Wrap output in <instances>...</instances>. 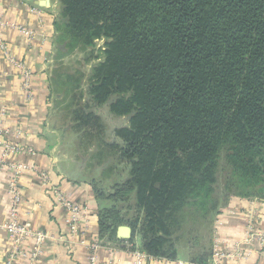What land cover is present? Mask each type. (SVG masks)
<instances>
[{
    "label": "trees",
    "instance_id": "1",
    "mask_svg": "<svg viewBox=\"0 0 264 264\" xmlns=\"http://www.w3.org/2000/svg\"><path fill=\"white\" fill-rule=\"evenodd\" d=\"M60 19L67 37L59 54L109 39L88 76L89 103L116 95L112 113L130 115L108 142L99 114L82 93L73 97L75 125L130 166L109 198L134 194L144 215L142 223L117 221L100 208L101 236L115 240L127 224L141 234V250L177 259L175 234L188 216L219 212L221 157L228 191L264 199V0H61ZM78 79L67 75L61 84L75 93ZM210 241L193 262L208 263Z\"/></svg>",
    "mask_w": 264,
    "mask_h": 264
},
{
    "label": "crops",
    "instance_id": "2",
    "mask_svg": "<svg viewBox=\"0 0 264 264\" xmlns=\"http://www.w3.org/2000/svg\"><path fill=\"white\" fill-rule=\"evenodd\" d=\"M48 0H0V14L9 19L23 23L36 32V37L29 40L17 30L1 28L0 37L8 43L10 54L23 63L31 72V98L27 97L22 71L12 64L0 51V112L4 114L5 126L10 132L7 137L17 143L30 146L35 155L24 156L50 175L54 185L61 188L71 199L88 208L86 230L75 239H70L66 223V211L58 205L51 192L43 185L36 174L26 173L19 181L22 192L20 205L21 222H29L34 229L47 231L50 239L44 244L43 252L35 264H89L91 250L87 243L101 244L98 255L100 261L112 258L120 264H133L134 255L131 249H141L142 239H108L99 232V203L95 189L89 179L82 174V166L70 151H60L63 146L61 129L53 121L57 109V100L61 94L51 89L52 63L55 54V19L56 6ZM37 7L39 14L31 12ZM55 7V8H54ZM56 94V95H55ZM60 103V102H59ZM61 108V107H60ZM11 172L2 162L0 147V221L9 217L11 199L7 184ZM220 209V208H219ZM219 219L213 221L210 239L222 238L230 244L244 240L249 221L264 228V201L259 198L231 196L221 206ZM217 215V216H218ZM220 222L222 224L220 225ZM63 236L67 240L60 238ZM85 236L86 243L79 237ZM134 238V236H132ZM138 238V236H137ZM73 240V241H72ZM31 242L27 240L22 246L30 250ZM211 248V247H210ZM248 255L225 264H264V247L257 241L244 246ZM14 254V241L9 234L0 228V264H6ZM193 255L179 253L175 260L165 258H146L144 264H198L193 262ZM15 264H29L24 257ZM18 261V260H17Z\"/></svg>",
    "mask_w": 264,
    "mask_h": 264
},
{
    "label": "rangeland",
    "instance_id": "3",
    "mask_svg": "<svg viewBox=\"0 0 264 264\" xmlns=\"http://www.w3.org/2000/svg\"><path fill=\"white\" fill-rule=\"evenodd\" d=\"M49 2H55V0H48ZM56 19L59 21L57 24V31H55V54L52 63V76L53 84L56 89V94H61L62 99L57 100V112L53 121L56 126L61 129V136L63 139V146L60 147V151H70L82 166V174L89 179L95 189L97 201L99 207L103 210L107 209L115 212L117 221H129L138 222L144 221V215L142 209L137 205L135 195L127 196L124 201H115L109 198L110 194H113L116 185L126 180L129 176L130 166L120 159L118 149L114 147L109 150L105 146L100 144L98 139L88 137L83 129L75 125L73 119V108L74 95L82 93V103L88 104L89 108L97 112L101 119V124L104 127L105 132L103 135L104 140L113 142L118 140L115 130L121 126H127L129 124L130 115H117L112 113L110 110V103L115 99L116 95H112L109 100L101 106H93L89 103V96L87 93V80L91 72L92 67L102 61L105 57V46L109 39L102 38L98 39L95 45L84 47H65L62 48L59 54V45L63 43L67 37L66 29L61 18V0H56ZM32 8H35L32 7ZM59 44V45H58ZM93 56L98 58L94 59ZM67 75L79 78L75 80L76 85L81 83L80 91H73V87L65 88L61 83L66 81ZM68 90V91H67ZM70 91V92H69ZM55 94V95H56ZM60 102V103H59ZM61 107V108H60ZM219 171L217 174L216 196L219 198L218 208L221 209L223 204H226L228 198L236 196L233 191H228L226 188L227 178L230 175V168L225 162V158L221 157L219 164ZM257 198V197H256ZM261 200L263 198L258 197ZM218 209V213H220ZM213 212V211H212ZM214 213V212H213ZM213 213L210 215H202L201 212L197 211L193 216H188L187 221L183 225V229L177 231L175 234L176 244L178 251L184 256H196L200 253H204L210 248V233L211 227L213 226ZM218 215V214H217ZM215 217V221L219 219V215ZM116 222V221H115ZM127 225V224H121ZM129 226V225H127ZM131 227V226H130ZM133 230V229H132ZM139 230V229H138ZM137 231V230H136ZM134 232V238L139 240L141 234L137 231ZM138 236V238H137Z\"/></svg>",
    "mask_w": 264,
    "mask_h": 264
},
{
    "label": "built area",
    "instance_id": "4",
    "mask_svg": "<svg viewBox=\"0 0 264 264\" xmlns=\"http://www.w3.org/2000/svg\"><path fill=\"white\" fill-rule=\"evenodd\" d=\"M31 12L39 14L37 7L31 8ZM0 27L13 29L25 35L29 40L36 37V32L23 23H19L9 19L5 14H0ZM8 43L4 38L0 37V51L22 71L23 85L28 98H31V72L24 68L23 63L16 60L9 52ZM10 132L5 126L4 114L0 112V147L2 150V162L5 163L11 172V177L7 184V190L11 199V208L9 217L4 221H0V228L5 230L14 241V254L6 264H15L20 262L24 257L29 261V264H35L40 258L44 244L50 239V234L47 231L37 230L32 227L29 222H21L20 220V205L22 203V192L19 187L20 178L26 173L36 174L42 180L43 185L51 192L54 201L66 211V223L69 228L70 239H75L80 232H85L88 218L87 206L71 199L61 188L54 185L47 171L39 168L37 165L26 161L23 157L35 155L36 151L30 147L12 139L7 135ZM264 201V200H263ZM222 222H220V225ZM63 240H67L61 236ZM80 242L86 243L85 236L79 237ZM27 240L31 242L30 250H26L22 244ZM72 240V241H73ZM257 241L260 248L264 247V228L257 229V226L251 221L247 225V235L244 240L235 241L234 244L226 242L222 238H214L213 252L207 264H225L228 261H235L238 258H244L248 255V250L245 245ZM91 253L89 255V264H120L116 260L109 258L105 261H100L98 250L100 243H87ZM134 255L133 264H144L146 258L153 257L141 249H131ZM156 258V257H153ZM18 260V261H17Z\"/></svg>",
    "mask_w": 264,
    "mask_h": 264
},
{
    "label": "water",
    "instance_id": "5",
    "mask_svg": "<svg viewBox=\"0 0 264 264\" xmlns=\"http://www.w3.org/2000/svg\"><path fill=\"white\" fill-rule=\"evenodd\" d=\"M133 235V230L130 226L120 225L118 228V236L121 239H129Z\"/></svg>",
    "mask_w": 264,
    "mask_h": 264
}]
</instances>
